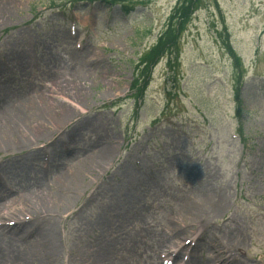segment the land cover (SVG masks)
<instances>
[{"label":"rangeland","instance_id":"obj_1","mask_svg":"<svg viewBox=\"0 0 264 264\" xmlns=\"http://www.w3.org/2000/svg\"><path fill=\"white\" fill-rule=\"evenodd\" d=\"M2 2L11 6L0 25V124L13 115L49 131L0 151V205L24 210L0 221L11 252L23 264H91L86 255L107 239L108 252L118 245L104 264H165L190 241L191 264H208L214 244L221 263L264 264V0H207L144 100L132 86L138 60L178 0L128 15L104 0ZM229 48L246 76L241 105ZM41 99L67 119L37 116L30 102ZM32 216L40 231L1 229Z\"/></svg>","mask_w":264,"mask_h":264},{"label":"bare ground","instance_id":"obj_2","mask_svg":"<svg viewBox=\"0 0 264 264\" xmlns=\"http://www.w3.org/2000/svg\"><path fill=\"white\" fill-rule=\"evenodd\" d=\"M6 6L10 7L11 3L9 5H6ZM6 6H4L2 0H0V25H2V26L5 24L6 20L9 19V17L7 15L9 14L10 10H8ZM30 103L33 104V106L31 108L35 109L33 111H35V114L37 116H42V115H46V114L47 115L48 114L49 115H53V116H49L50 118H53V120H51L50 125L52 123L64 122L67 119V117L69 116V113L67 111H64L63 109L60 112H58V110H57L56 114L53 113L51 111V108H49L47 106L48 102H45L44 99H41L40 101H38L36 103H33V102H30ZM3 118H4V121L7 122V124L4 125V126H3V124H0V128H1L0 130L4 129V130H9V131H4V132L0 131V151H1L2 148H4L7 151H9V150L15 151V150L22 149L28 143H32L33 141L38 140L41 137H45L46 135L49 134V131L47 129V125H45L44 123L40 124V125L38 124L33 129V128H31L30 125H29L30 127L27 125V123H26L24 118H21V117L17 118V117H14L13 115H10V116L8 115V117H3ZM7 137H10L11 140H19V141H15V142H18L16 144L15 143L14 144H7V143H9L8 140H7ZM55 145H57V143ZM110 154H111L110 150H105L103 152L99 162H97L96 164L93 163L90 166V169L92 171H95V169L100 168L102 163H103V161L107 160ZM73 185L74 186H78V181H74ZM49 204L50 203L42 202V204L37 206V207H39L38 209L44 208V209L47 210V208L50 207ZM51 204L56 206L55 203H51ZM61 204H64V203H57V205L59 207H61ZM48 205H49V207H48ZM5 207L6 206H1L0 205V221L1 222H4L3 220H5L7 217H9V215L16 216V215L24 212L23 209H21V210L18 209V210H13L12 211L11 208H5ZM31 207H33V206H31ZM31 209H36V207L30 208L29 210H31ZM7 210H11L12 212H10L9 214H6L5 212ZM36 218H37L36 216L29 217V219L27 220L28 221L27 223H25L23 220H17L16 221V226H14L13 228H11L10 225H7L5 223V224H2L1 229L4 230V231H5V229L16 231L14 229L17 226H19V228H21L22 230H25V229H29V230L36 229L35 231H40L41 227L39 225H41V224H38V223H36L34 221ZM18 231H19V229H18ZM0 246H2L3 249L8 251V253L10 255H13L12 257H8L7 258V257H5V255H2L0 253V264H7L8 262H10V264H23L22 258L19 257L18 255H14L11 252L12 249H13V243H11L10 240H8V239L7 240L6 239H0ZM35 246H37V245H35ZM31 247H33V245ZM160 247H161L160 242L159 243L155 242L154 245H152L150 249L152 250L154 248V255H156V253L160 250ZM115 248H116V245L111 247L110 250L115 249ZM95 249L102 250L101 244L95 245L93 250H95ZM213 249H214V252H213L214 256L210 260H208V264H234V261H231L229 258H226L223 263L218 261V257H216L215 255L217 253H219L220 247L217 246L216 244H214L213 245ZM46 250H48V249L46 248ZM42 252L44 253L43 250H42ZM48 252L51 254L52 253L51 249ZM105 253L106 252H103V251L97 252V255L96 256H92V257H89V255H86L85 262L87 263L88 260H89L88 263H90L91 262L90 258H92L91 264H104V261H103L104 258H101V257ZM177 257H179V256H177ZM154 260H156V258ZM108 261H110V260H108ZM156 262H158V259L156 260Z\"/></svg>","mask_w":264,"mask_h":264},{"label":"trees","instance_id":"obj_3","mask_svg":"<svg viewBox=\"0 0 264 264\" xmlns=\"http://www.w3.org/2000/svg\"><path fill=\"white\" fill-rule=\"evenodd\" d=\"M155 1L156 0H106V4L109 6L120 5L124 12L128 15L133 11L134 6H145ZM206 4L207 0H178L156 45L138 60L137 69L139 71V79L135 80L132 85L133 88L137 90V100H144L145 93L150 85L154 68L159 64V62L165 56H170L172 59V57L177 55L178 49H180L181 46L182 37L186 33L194 15L202 10ZM227 38L229 37L227 36ZM229 52L231 54L232 60L237 66L235 67L234 76L237 97L236 99L241 105L240 87L242 86L244 80V74L239 73H243L241 72V69L243 68V62L231 48H229ZM170 63L173 65V61H170ZM140 68L143 69L140 70Z\"/></svg>","mask_w":264,"mask_h":264}]
</instances>
